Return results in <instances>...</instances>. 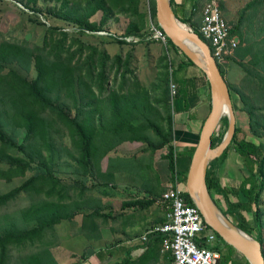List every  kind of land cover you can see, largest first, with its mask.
Instances as JSON below:
<instances>
[{
  "label": "rangeland",
  "instance_id": "374dc122",
  "mask_svg": "<svg viewBox=\"0 0 264 264\" xmlns=\"http://www.w3.org/2000/svg\"><path fill=\"white\" fill-rule=\"evenodd\" d=\"M104 1L113 18L105 16L96 0H0V51L5 45L16 50L0 59V123L6 136L24 150L0 143V160L8 156L21 162L19 166L0 161V196L11 195L0 204V232L26 236L38 231L27 240L33 243L9 246L7 264H20L26 257L45 252L54 264L74 263L89 245L97 243L114 203L122 197L144 201L151 196L137 190L152 182L157 185L153 180L155 164L167 160L168 146L153 147L161 137L152 123L164 132L176 124L178 113L166 99L168 92L173 98L171 82L177 85L171 75L172 57H184L169 44L149 38L148 23L153 19L150 0H139L138 11L128 0ZM202 1L192 10L195 16L201 17L203 4L212 0ZM214 1L229 25L240 33H236L238 49L221 64L225 79L263 108L260 95L264 84L260 86L262 81L255 74L263 77L264 70L262 64L253 66L249 51L257 52L262 46L260 43L258 48L254 42L264 37V0ZM139 13L144 14L139 32L144 42L119 44L110 37L122 35L130 22L140 26ZM74 19L97 31L79 29ZM39 63L45 71L41 83L44 102L27 86L36 79ZM61 63L69 67L60 68ZM246 69L254 77L247 75ZM69 70L74 72L73 82L63 78ZM113 94L129 102L132 130L122 134L99 117L100 113L108 116V99ZM232 96L240 107L238 97ZM260 111L264 115V109ZM72 119L85 132L90 131L88 166L82 161L81 131ZM214 199L222 207L220 197ZM44 203L55 207L59 220L41 228L42 221L25 218L23 212ZM261 214L264 240V194ZM234 255V264L243 261Z\"/></svg>",
  "mask_w": 264,
  "mask_h": 264
},
{
  "label": "trees",
  "instance_id": "16d2710c",
  "mask_svg": "<svg viewBox=\"0 0 264 264\" xmlns=\"http://www.w3.org/2000/svg\"><path fill=\"white\" fill-rule=\"evenodd\" d=\"M98 2L97 7L100 8L105 16L108 18H113L114 16L112 15V11L105 5L104 0H96ZM151 1V13H152V18L155 19V6H154V1ZM197 5L200 2L198 0H193ZM128 3L132 7L133 10H139L137 9L139 0H128ZM171 7L173 9V0H170ZM88 5H90V1L87 2ZM96 7V8H97ZM196 8V7H194ZM173 12L175 14V11L173 9ZM176 15V14H175ZM177 17V16H176ZM139 18H140V26L137 25L134 22H130L127 24V28L125 29V32L122 35L116 36V35H110V37L116 41L119 44H129L131 43L132 45L140 44L145 41V38L142 37L141 34H139L141 30V26H144V14L139 13ZM180 19V18H179ZM202 20V16H201ZM185 24H188L189 21L187 20H182L180 19ZM74 22L77 24L78 28L81 30H87V31H97V29L94 26H90L85 22H81L79 19H74ZM143 24V25H142ZM56 29V28H54ZM195 32H199L198 28H192ZM231 33L233 35H236V33H239V30L237 27L232 28ZM201 38L202 35L198 33ZM240 34V33H239ZM132 37L136 40H131L128 41V39ZM204 39V38H203ZM256 40V39H255ZM262 44L261 49H259L257 52H251L247 48L245 52L249 51L251 54V62H253V66L262 64V69L264 70V37L257 39L254 44L255 46L259 48V44ZM169 45L179 53L183 55V57L186 59V62L191 65L195 66L194 63L188 59L177 47L174 46V44L170 41L169 39ZM3 50L0 51V59H4L8 54L15 52V47L11 45H5L3 46ZM249 54V53H248ZM241 58L244 57V55H240ZM244 64V63H242ZM69 65H66L65 63H61L60 68H68ZM242 67H245V64L242 65ZM38 71H37V77L36 79L31 82L27 83V86L29 88V91L31 94L38 100L44 102L46 100V95L43 91V85H41L42 80L45 75V71L43 66L39 63L37 65ZM220 71L222 75L225 77L223 68L221 65H219ZM247 75L254 77L250 70L246 69ZM257 72V71H255ZM99 76L102 78L103 77V72L99 71ZM171 75L175 78L174 75V70H171ZM257 78L262 81L260 83V86L264 84V76L261 77L259 74H255ZM73 76L74 72L72 70L68 71V74L66 77L63 76V78L68 79L70 82H73ZM177 82V81H176ZM184 82H180L179 85L180 87L177 88V94L170 99L169 92H168V97L167 101L172 104H170V109H172L174 112H178V101L179 99L184 100L185 93L184 90L182 89V85ZM178 85V82H177ZM229 90L231 93V99L233 101V96L232 93L235 94L240 102V107H237L234 102H233V108L235 111V116H236V121H237V116L238 112H244L247 114L250 124L249 128L246 131H243L239 129L238 124H236V132L233 138V141L231 145L227 148V150L223 153V155L219 158L211 162V164L208 167V172H207V187L209 190V193L212 196V199L215 201L214 196H219L222 197V207L219 205L218 208L222 212V214L229 220L232 221L234 224L238 226L243 232L247 233L248 235L252 236L254 238V233L257 234V241L261 243L262 246H264V240L262 238V217H261V206L263 205V194H264V115L263 112L260 111L261 108L258 104L260 102L254 101L251 97L247 96L244 92H242L240 89L232 88L229 84ZM264 87V86H263ZM169 91V90H168ZM264 91V89H263ZM182 95V97L180 96ZM261 98H264V93L260 95ZM108 116H105L104 113H100L99 117H102L105 119L106 122L109 124L113 125L114 130H117V134H122L126 132L127 130H132L130 123L128 122V117L131 113L129 109V102L124 101L122 96H119L117 94H113L112 96L109 97L108 99ZM211 102V98H210ZM137 106V105H136ZM210 109H211V103H210ZM238 110V111H236ZM121 117L127 118L125 121L124 119H121ZM171 118V117H170ZM72 123H75L76 127L81 131L80 137H81V150H82V161L83 163L88 166L90 164V131L85 130L80 127V123H76V119L71 120ZM129 124V125H127ZM174 124V122H173ZM154 128L156 129V132L159 134L161 137V141L154 145V148H162L165 146H168L169 151L166 154V158L169 160V168L172 173V175H175V169L176 167L178 168V175L181 176L180 183L185 184L186 183V178L188 174V170L190 167L191 159L193 156V153L195 151V147L191 148L189 150V153L187 154L186 157V164L184 167H181V161L178 157L176 156L175 151L173 146L171 145L172 143V137H173V128L171 127L169 131L164 132L162 131L159 127H157L156 124H153ZM228 130V119L223 118L221 121V127L220 130H218L214 137L212 138V148L215 149L217 148L222 140L224 139V136ZM199 135L197 138V142L199 140ZM242 136V137H241ZM242 138V139H241ZM248 138H253L255 141L259 143V145H255L252 142L247 141ZM0 143L10 147L14 148L17 151L24 152L23 148L20 146H16V143L10 140L4 130L3 126L0 123ZM231 148H234L236 152L243 158H251L255 161L257 165V171L251 175V177L244 183L245 185H249V190L245 191L244 189H241V194L243 198L245 199V202L243 203H230L226 200V195L224 192V189L220 185V180L212 174V168L218 164L219 162L224 161ZM3 163H12L15 165H19L20 163L18 160L6 156L5 158H1L0 160ZM181 168H179V167ZM172 178V177H171ZM11 195H6V196H0V204H5ZM185 201L188 205L194 206V203L192 200L189 198L187 193L184 194ZM144 201H139L140 206L143 205ZM217 204V202L215 201ZM23 216L25 218H38L40 221H42V227H49L53 226L58 223L59 216L55 212V207H48L47 203H44L40 206L32 207L27 209L26 211L23 212ZM251 219V221H250ZM253 224H252V223ZM210 229L204 225V235L209 232ZM38 231L33 230L31 232H27L26 236H23L22 234H15L13 231H9L7 233H1L0 232V264H7L10 259V251H9V246L10 245H25L28 242L33 243V241H27L28 238L34 234H36ZM216 238L218 241L217 246L214 248L216 251H219L222 254L221 261L223 262H229L230 259L233 257L234 254L239 255L243 260L244 264H248V262L244 259L243 256H241L238 252H236L232 247L224 243L221 238H219L216 235ZM222 251V252H221ZM264 254V250H263ZM86 260V254H83L80 258H78L73 264H82ZM220 261V262H221ZM20 264H54V261L51 257V255L48 254V252H45L43 254H36V255H31L29 257H26L21 260Z\"/></svg>",
  "mask_w": 264,
  "mask_h": 264
},
{
  "label": "crops",
  "instance_id": "0c3cea01",
  "mask_svg": "<svg viewBox=\"0 0 264 264\" xmlns=\"http://www.w3.org/2000/svg\"><path fill=\"white\" fill-rule=\"evenodd\" d=\"M195 4L193 0H173L176 16L182 20L189 19L187 25L191 28H198L201 23V17L192 13L194 7H197ZM172 63L178 87L181 81L184 82L182 89L185 96L184 100L178 101V115L177 118L175 116L176 124L171 145L175 154L180 156L178 157L181 167H184L186 155L196 146L198 134L210 112V85L204 73L198 67L189 65L185 58H180L177 54L172 57ZM236 124L243 131L248 130L247 114L238 112ZM247 141L259 145L253 138H248ZM154 171L153 180L157 181V185L152 182L143 189H136L141 190L143 195L151 194L142 202V206L139 203L141 197L134 199L128 196L122 197L121 201L108 209L110 218L108 217L109 220L107 222L105 220L100 228L97 243L89 245L85 252L83 250L86 260L82 264H172L170 255L162 252L163 238L160 234H151L145 241L141 239L152 229L166 222V203L163 194L172 185L169 160L160 165L156 163ZM256 171L255 161L251 158L243 159L234 148L230 149L224 161L212 168V174L220 180V185L224 189L226 200L232 204L245 202L241 189L249 190V185L244 186V183ZM140 186V183L135 185L137 188ZM220 199L222 200V197ZM204 236L202 234L200 237L204 239ZM202 239L197 240L199 246H204ZM234 259H237L235 255L227 264H234ZM238 261L239 264L245 263L244 260ZM222 263L223 261L219 264ZM69 264H73V261Z\"/></svg>",
  "mask_w": 264,
  "mask_h": 264
},
{
  "label": "water",
  "instance_id": "95a60500",
  "mask_svg": "<svg viewBox=\"0 0 264 264\" xmlns=\"http://www.w3.org/2000/svg\"><path fill=\"white\" fill-rule=\"evenodd\" d=\"M155 21L160 29L196 67L210 85L211 109L205 120L188 170L185 189L198 210L203 223L227 245L238 252L248 264H264L263 246L229 221L212 199L207 187L208 167L231 145L236 132V116L228 83L213 58L207 42L173 12L170 0H154ZM223 118L228 130L220 145L213 149L212 138Z\"/></svg>",
  "mask_w": 264,
  "mask_h": 264
},
{
  "label": "built area",
  "instance_id": "2783aa9c",
  "mask_svg": "<svg viewBox=\"0 0 264 264\" xmlns=\"http://www.w3.org/2000/svg\"><path fill=\"white\" fill-rule=\"evenodd\" d=\"M148 28L151 40L165 46L169 44L168 36L154 19L149 20ZM231 30L232 27L225 19L219 5L214 0L205 2L202 6V20L198 31L209 44L211 54L218 65L234 55L239 47L238 35H233ZM131 39L135 40L130 37L129 40ZM171 92L172 97L177 94V85L173 82H171ZM177 173L176 167L175 175H172V185L163 194L166 203V222L152 229L141 239L145 241L151 234H160L163 238L162 252L170 255L172 264H219L222 254L214 249L219 240L211 230L205 234L204 239L200 237L204 234L203 220L196 207L186 203L185 186L180 183ZM199 239H202L204 246L197 244Z\"/></svg>",
  "mask_w": 264,
  "mask_h": 264
},
{
  "label": "bare ground",
  "instance_id": "6f19581e",
  "mask_svg": "<svg viewBox=\"0 0 264 264\" xmlns=\"http://www.w3.org/2000/svg\"><path fill=\"white\" fill-rule=\"evenodd\" d=\"M197 10V9H196ZM187 20H189V19H187ZM199 33V32H198ZM203 39V38H202ZM208 44V43H207ZM209 45V44H208ZM210 47V46H209ZM186 67V66H185ZM227 192V191H226ZM222 252V251H221Z\"/></svg>",
  "mask_w": 264,
  "mask_h": 264
}]
</instances>
